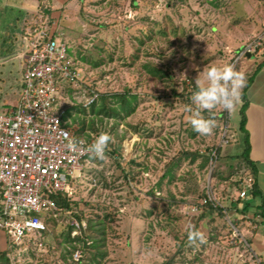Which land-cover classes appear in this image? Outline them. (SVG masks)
Segmentation results:
<instances>
[{
    "label": "rangeland",
    "instance_id": "obj_1",
    "mask_svg": "<svg viewBox=\"0 0 264 264\" xmlns=\"http://www.w3.org/2000/svg\"><path fill=\"white\" fill-rule=\"evenodd\" d=\"M2 5L0 113L19 97L22 63L14 56L21 53V29L30 20L22 8ZM53 11L83 76L64 99L67 117L83 123L81 132L79 123L72 128L85 139L100 132L112 138L104 158L91 159L84 169L96 185L77 183L71 196L73 213L86 224L103 225L106 254L93 262L85 244L81 264H166L173 256L172 264H252L251 251L230 244L235 238L230 224L251 250L261 234L260 227L252 229L259 226L252 210L230 208L247 177L238 130L244 86L231 111L222 105L201 111L215 121L208 135L192 129L195 106L190 96L197 80L200 86L207 84L211 66L231 65L245 81L251 80L249 70L261 62L264 47L257 60L247 53L238 56L248 42L264 37V0H70ZM149 64L166 75L148 74L144 66ZM91 93L98 95L96 109L101 95L114 107L113 94L129 93L135 96L133 111L122 117L93 114L91 106L78 103ZM184 152L196 157H181ZM205 157L209 160L203 166ZM172 165L171 176L165 175ZM206 190L227 207L228 218L201 215L200 194ZM53 231L49 253L32 257L31 264H63L66 232L59 226ZM193 231L203 235V243L188 240Z\"/></svg>",
    "mask_w": 264,
    "mask_h": 264
},
{
    "label": "built area",
    "instance_id": "obj_2",
    "mask_svg": "<svg viewBox=\"0 0 264 264\" xmlns=\"http://www.w3.org/2000/svg\"><path fill=\"white\" fill-rule=\"evenodd\" d=\"M42 3L21 31L17 103L0 113V253L9 264H31L32 257L42 259L49 253L53 228L59 226L77 246L67 261L77 264L83 256L79 240L83 238L90 244L84 236L87 224L78 220L73 211L58 206L51 196L63 194L71 201L75 184L85 183L90 188L96 185L84 172L90 160L95 159L87 151L94 137L78 136L65 113V96L82 83V71L63 32L48 13V0ZM263 47L264 37H257L240 48L238 58L244 53L258 55ZM97 99L98 95L91 93L82 95L78 103L88 108ZM66 136L84 143L70 150ZM209 158L211 162L214 156ZM252 185L250 176L244 178L234 202L247 200ZM207 190L200 207L210 202L213 208L223 209ZM191 210L196 211V206ZM222 212L228 218L227 210ZM254 219L259 221L258 216ZM230 227L235 237L230 244L251 251L246 239L232 224ZM259 227L264 230L261 225H253L252 229ZM66 249H70L69 244ZM251 257L252 264H261L252 252Z\"/></svg>",
    "mask_w": 264,
    "mask_h": 264
},
{
    "label": "trees",
    "instance_id": "obj_3",
    "mask_svg": "<svg viewBox=\"0 0 264 264\" xmlns=\"http://www.w3.org/2000/svg\"><path fill=\"white\" fill-rule=\"evenodd\" d=\"M134 5V3H133ZM251 56V55H250ZM262 60L261 62L256 66L255 71L259 70L262 65H264V52L262 53L261 57ZM145 70L148 72V74H152L155 76H158L159 74L162 75H166L165 73H163V71L161 70V68H157L153 65H147L144 66ZM250 84V78L246 80L244 87L242 88L241 92H240V98L242 100V104L241 107L239 109V116H240V121H239V126H238V130L239 132L242 134V142H243V154L241 155L242 161H243V165L245 167V171L247 172L246 175L250 176L253 180V185H252V190L251 192L248 194L247 196V200L245 201H236V202H231L230 203V208L232 209V211L235 212H249L252 210L253 214V218L258 216L259 217V225H261L262 227H264V201H262L260 194L258 192V190L256 189L255 186V176H256V170L254 167V164L249 160V140H248V133L245 129V125H246V108H247V101H246V88L249 86ZM180 96H183V94H181ZM185 97V96H184ZM108 96L107 95H101L99 97L100 100V107L98 109H96V107L94 106V104L91 105V112L93 114H97V115H105L106 117H122V115H129L132 111H133V107H132V103L133 101H135V96L129 94V93H122V94H113V96L111 97L112 100H114L115 102V106L114 107H109V102H108ZM82 108V107H81ZM66 115H69V112H65ZM71 118L72 123H79L80 127H79V132H81L83 129V123L79 122L76 118H72L71 115L69 116ZM93 129V127H92ZM219 148H215V152L219 153ZM107 152H113L111 151L109 148H107ZM191 156L192 158L196 157L195 154H188V153H182L181 157H188ZM218 157V156H217ZM218 158L215 159V161ZM209 158L205 157L202 165L205 166L208 163ZM173 165L166 167L165 168V175L171 176V171L173 169ZM201 197L205 198L206 194L203 192L200 194ZM51 198L56 202V204L58 206H62L65 207L68 210H71V205L72 202L68 201L67 197L63 194H53L51 196ZM256 200L258 201V204L256 206L251 205V201ZM223 209L227 210V207L224 206L223 204H220ZM241 207V208H240ZM220 207H215L213 208L210 202H207L203 207H202V213L201 215H211V214H217L219 215L221 218H224V214L222 212L223 210ZM76 218L78 220H81L80 216L75 215ZM96 231L98 233V236L95 238L93 237L92 233ZM103 225L101 222H94L92 220H87V230L84 233L85 238L90 241V244L88 245V249H89V256H91V260L93 262H97L98 260L97 258H102L106 252H104L102 250V247L104 246V237H103ZM69 236L66 235L65 236V244H63V249H62V253L60 254V259L62 260L63 264H66L67 260L70 258L71 253L77 248V246L72 245ZM79 245L80 248L83 250L85 247L86 242L84 241V239L82 238L81 240H79ZM67 244H69L70 249H66L65 246H67ZM182 244V243H181ZM84 253V251H83ZM250 253V252H249ZM174 257V256H173ZM173 257L170 258V261L167 262L166 264H172L173 263ZM68 258V259H67ZM83 259L82 258L79 260V262H77V264H81ZM0 264H9L8 260L5 258L4 253H0Z\"/></svg>",
    "mask_w": 264,
    "mask_h": 264
},
{
    "label": "clouds",
    "instance_id": "obj_4",
    "mask_svg": "<svg viewBox=\"0 0 264 264\" xmlns=\"http://www.w3.org/2000/svg\"><path fill=\"white\" fill-rule=\"evenodd\" d=\"M205 77L207 84L200 86V82L197 80V90L192 92L190 96L191 103L195 106L194 114L190 118V124L193 131L200 135L211 134L215 127V121L211 118L203 117L201 111L213 109L217 105H222L225 110L231 111L239 96V90L246 82L245 77L228 64L222 67H209ZM189 110H192L191 107H189ZM111 139V136L106 132L98 133L88 146V153L97 159H103L105 149ZM83 143L84 141L79 138L68 139L66 136V147L70 150L76 149L78 144ZM188 240L203 243V235L199 231L189 232Z\"/></svg>",
    "mask_w": 264,
    "mask_h": 264
},
{
    "label": "crops",
    "instance_id": "obj_5",
    "mask_svg": "<svg viewBox=\"0 0 264 264\" xmlns=\"http://www.w3.org/2000/svg\"><path fill=\"white\" fill-rule=\"evenodd\" d=\"M69 1L70 0H48L51 5V10H48L50 17L52 19L57 17L55 15H57L58 12L56 13L53 10L60 9L63 5L68 4ZM1 3L3 4L2 6L6 7L22 8L21 10L24 11L25 14H30V20L43 4L42 0H0V5ZM28 20H26L25 25L28 23ZM24 26L22 27V29L24 28ZM19 54V52L16 53V56H14V58L18 59ZM261 55H259L258 57L260 58ZM258 57L253 56V58H255L256 60L259 59ZM244 69L247 70L248 68L244 67ZM249 72H253V66L249 70ZM246 73L248 72L246 71ZM246 101L247 108L245 112V129L248 133V140L250 145L249 160L254 164L256 170V189L258 190L262 201H264V65H262L259 70L253 73L250 84L246 88ZM257 204L258 201H256L255 206ZM256 234L253 235L252 239L255 240ZM257 237L258 239L255 240L257 241L255 246V250L257 253L255 252V250H251V252L252 254L258 256L261 264H264L263 228H261V234H259Z\"/></svg>",
    "mask_w": 264,
    "mask_h": 264
}]
</instances>
